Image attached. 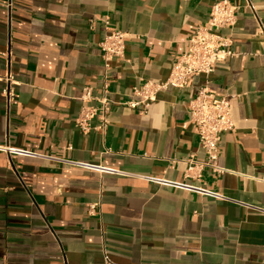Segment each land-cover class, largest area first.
I'll list each match as a JSON object with an SVG mask.
<instances>
[{"label": "crops", "instance_id": "1", "mask_svg": "<svg viewBox=\"0 0 264 264\" xmlns=\"http://www.w3.org/2000/svg\"><path fill=\"white\" fill-rule=\"evenodd\" d=\"M218 1L0 0V145L25 154L0 152V264H264V0H227L232 54L211 74L161 90L144 115L113 105L100 130V116L76 124L105 77L119 102L164 82ZM109 29L125 50L106 69ZM202 88L235 96L221 172L188 170L207 159L187 112Z\"/></svg>", "mask_w": 264, "mask_h": 264}, {"label": "built area", "instance_id": "2", "mask_svg": "<svg viewBox=\"0 0 264 264\" xmlns=\"http://www.w3.org/2000/svg\"><path fill=\"white\" fill-rule=\"evenodd\" d=\"M250 6V4H248ZM237 7L227 0L216 2L209 12L207 20L203 24L196 25L189 39L186 42L185 49L182 53L172 58V68L168 78L161 83L152 81L144 82L140 87L131 90L133 100L127 102L114 101L108 97L109 84L105 77L102 84V96L96 99L95 108H82L80 116L76 120L77 126L83 133L88 132L91 128L88 120L94 116L102 118V126L95 128L100 130L105 125L103 117L113 105L126 106L130 109H137L140 114H146L149 107L156 100L157 94L167 87L177 89L185 88L190 80L197 75H209L213 72L214 65L231 56L229 50L230 40L221 35L220 31L232 29L236 22ZM98 48L101 58L106 69L110 68L112 61L120 58L125 50V34L109 29L103 40L99 42ZM81 100L91 99L90 89L85 88L81 92ZM3 95L6 101L10 103L14 94L11 89H5ZM235 96L216 97L213 92L207 88H202L197 95L188 104V122L196 128L198 146L207 154L205 162L193 163L189 171L209 167L216 172L222 170L215 167L222 134L232 131L233 120L232 102ZM0 152L6 154L25 155L24 152L0 145ZM52 159L63 165L74 167H87L77 162H71L62 159L41 157ZM92 211V212H91ZM94 206L90 207V213L93 214ZM103 264H111L108 256L103 257Z\"/></svg>", "mask_w": 264, "mask_h": 264}]
</instances>
